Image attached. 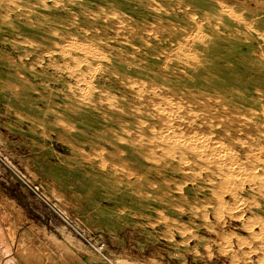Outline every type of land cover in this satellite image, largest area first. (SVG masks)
<instances>
[{
  "label": "rangeland",
  "instance_id": "obj_1",
  "mask_svg": "<svg viewBox=\"0 0 264 264\" xmlns=\"http://www.w3.org/2000/svg\"><path fill=\"white\" fill-rule=\"evenodd\" d=\"M263 6L264 0H0V264H18L13 233L33 239L54 232L46 247L58 257L72 254L57 227L67 240L70 233L92 245L97 253L90 258L100 255L99 264H264ZM164 23L184 30L171 34ZM240 61L253 63L245 70ZM134 66L143 73L134 77ZM150 85L168 98L161 106L170 112L169 130L232 158L237 176L222 180L186 151V162L169 159L175 169L151 168L128 151L111 155L124 144L107 141L106 124L121 126L103 120L108 105L145 112L147 100L158 99ZM210 86L247 103L184 102L192 93L217 98ZM212 113L217 117L209 119ZM145 120L166 127L154 116ZM213 191L224 201L222 212L214 209ZM38 251L21 254L40 260Z\"/></svg>",
  "mask_w": 264,
  "mask_h": 264
},
{
  "label": "bare ground",
  "instance_id": "obj_2",
  "mask_svg": "<svg viewBox=\"0 0 264 264\" xmlns=\"http://www.w3.org/2000/svg\"><path fill=\"white\" fill-rule=\"evenodd\" d=\"M220 1V0H219ZM223 1V0H221ZM225 1V0H224ZM57 2V1H56ZM164 2V1H163ZM148 3V2H147ZM230 4V3H229ZM148 5V4H147ZM263 5V4H262ZM178 8L181 7V4L179 3L178 5H176ZM259 7V6H258ZM264 7V6H263ZM160 8V7H159ZM154 9V8H153ZM177 9V8H176ZM181 9V8H180ZM183 9V8H182ZM165 10V9H163ZM215 11H217V9H213ZM219 10V9H218ZM46 11V10H45ZM168 12V11H167ZM184 13V12H183ZM195 13V12H194ZM203 13V12H202ZM112 15V14H111ZM193 15V14H192ZM232 14H229V16H231ZM187 17V16H186ZM117 18V17H116ZM205 19V17H204ZM218 19V18H217ZM194 21V20H193ZM177 23H179L178 21H176ZM202 22V21H201ZM165 24V23H164ZM166 25V24H165ZM217 25V24H216ZM178 27V28H176ZM179 25H177L176 23H169L168 25H166V29L169 31V33L171 34H175L176 32H178L179 30ZM184 27V26H183ZM162 29V27H161ZM184 30V29H183ZM217 30V29H216ZM228 30V29H227ZM198 29L196 31V35H200L202 34V32ZM121 33V32H120ZM242 36H244L243 32H241ZM232 36V35H231ZM216 39L218 40H225L226 36L219 34V36H216ZM208 45V44H207ZM32 46V45H31ZM210 46V45H209ZM68 50V49H67ZM249 52H252L253 49H248ZM262 52V51H261ZM25 58V57H24ZM40 59V58H39ZM77 60V59H76ZM75 60V61H76ZM187 60H189V62L195 63L197 62L199 66L204 65L203 61L197 57V58H191L189 57ZM127 62V61H126ZM240 66L243 67L245 70L252 65L253 62L251 61H247V62H241L240 61ZM55 64V63H54ZM41 65V64H40ZM157 68L159 69L161 68V65L156 64ZM255 64H253V66H255ZM225 68H229V69H233L231 67V65L229 63H226ZM211 68L215 71L219 70L218 68H216V66H214V64L211 65ZM216 68V69H214ZM133 70V75L134 77L137 74L143 73L140 72V70H138L137 66H134L132 68ZM149 73L150 72H154V70H150V68L146 69ZM232 77H230L232 80H236L238 79L240 72L238 71H232ZM82 74V73H80ZM94 74V73H93ZM167 74V73H166ZM132 75V76H133ZM159 75V74H158ZM162 75V74H161ZM151 77V76H150ZM128 79V78H127ZM252 79V78H251ZM147 80V79H146ZM253 80V79H252ZM151 81V80H150ZM153 81V80H152ZM151 81V82H152ZM76 82L77 78H76ZM178 82V81H177ZM179 83V82H178ZM133 84V83H132ZM144 84V83H143ZM152 84V83H151ZM158 84V83H156ZM160 84V83H159ZM165 84V83H163ZM74 85V84H73ZM131 85V84H130ZM149 85V84H148ZM154 85V82H153ZM86 86V85H85ZM115 86V85H114ZM140 86V85H139ZM152 85H150L151 87ZM155 86V85H154ZM118 87V86H117ZM150 87H146L147 91H150L152 93H155L152 89H154V87L150 88ZM168 87V86H167ZM211 87V86H210ZM149 88V89H148ZM157 88V87H156ZM172 92L177 93L178 91H180L178 86H171L168 87ZM198 88V87H197ZM95 89V88H94ZM118 89V88H117ZM210 89L217 91L218 93V97L217 98H209L208 96L206 97L205 94V98L203 97L202 100L201 99H197L196 94L192 93L190 94V96L188 98H185L184 102H188V103H194L196 106L201 107L202 104H209V103H218V104H222V105H227V104H232V103H236L238 104V101H241V98L239 96H237L235 93L228 91V89H226L225 87H218V86H213ZM123 90V89H122ZM143 90V88H142ZM108 91V90H107ZM138 91V90H136ZM135 91V92H136ZM145 91V90H144ZM122 92V91H121ZM139 92H143L141 90H139ZM163 92V91H162ZM183 92V91H182ZM101 93V92H100ZM114 93V92H112ZM111 93V94H112ZM138 94V93H137ZM158 99L156 100H152V99H148L147 103L145 101V106H147V110H145V112H139L136 108V106H131L130 108H116L114 106H112L110 103L108 105V111L107 113H105L103 115L104 119H106V121L108 122H112V121H117L121 126L120 127H114L111 126L109 124H106V128L105 131L108 133V139L107 141L109 143H113L114 141H120L123 142L124 147H120L117 144H115V147L113 148L112 151V156L116 155V153H121L122 151H128L130 154H132L134 157H141V159L143 160H147L150 161L151 168H155V166L157 165H163V167H169L170 169H175L178 166L174 165L170 162V158H175L178 160V162L182 160V158L184 159L185 157H183L185 151L192 153L194 156H197L199 159H201V162L203 164H205L207 170H209V172H211L212 174H215L217 176L220 177V179L222 180H227L231 177H235L237 176L236 173H234L235 171V166L234 167V171L232 169V158L230 159H225L222 158L221 156H219L217 153L218 152H213L210 153L211 150L209 152L206 151L205 147H203L202 145H200L199 142L201 141H195L193 142L192 140H189V137H185L184 138H180V135H178L177 132H175V130H169L171 129V123L169 122L170 119V112H164L165 110L163 109L164 107H162L161 105L163 104H169L168 102V98H165L164 96H162L161 93L157 94ZM154 94V95H155ZM75 95V94H74ZM106 95V93H105ZM118 97V96H117ZM126 97V96H124ZM167 97V96H166ZM120 98V97H119ZM84 99V97H83ZM125 99V98H124ZM141 99V98H140ZM123 100V99H122ZM131 100V99H130ZM145 100V99H144ZM102 101V100H101ZM171 101V100H170ZM105 103V102H104ZM171 103V102H170ZM179 103V102H178ZM243 103H247V101L245 100V102ZM174 104V103H173ZM187 104V103H186ZM185 104V105H186ZM131 105V104H130ZM166 105V107H168ZM175 105V104H174ZM177 105V104H176ZM182 106V104L180 105ZM216 106V105H215ZM178 107V106H177ZM209 107V106H207ZM234 107V106H233ZM105 108V107H104ZM174 108V107H172ZM166 109V108H165ZM181 109V108H179ZM252 108H249V113H251L252 115H254V113H252L251 111ZM178 110V108H177ZM186 110V109H185ZM187 111V110H186ZM189 111V110H188ZM187 111V112H188ZM216 111V110H215ZM255 111V110H254ZM234 112V111H233ZM184 113V112H183ZM186 113V112H185ZM194 113V111H193ZM196 113V112H195ZM240 113V112H239ZM238 113V114H239ZM204 114V113H203ZM235 116H239L237 115V113H234ZM250 114V115H251ZM132 115L133 119L128 122L126 120H124V118L128 117ZM173 115V113H172ZM197 115V114H196ZM241 115V114H240ZM264 115V113H263ZM148 116H154L156 118V123L160 124L161 126H166L164 130L162 129H155V127L146 124V120L145 118H148ZM248 116V115H247ZM102 117V116H100ZM174 117V116H173ZM179 117V116H178ZM206 117V116H205ZM207 117H209V119L211 118H215L217 117V115L215 113L212 114H207ZM191 118V117H190ZM202 118L203 115H202ZM220 118V116L218 117ZM231 118V115H230ZM250 119V117H249ZM248 119V120H249ZM174 120V119H173ZM181 120V119H180ZM192 120V119H191ZM202 120V119H201ZM261 120L264 121V117L261 116ZM187 121V120H186ZM203 121V120H202ZM226 121V120H225ZM224 121V122H225ZM169 122V123H168ZM212 123V122H211ZM113 124V123H112ZM209 124V123H208ZM226 124V122H225ZM62 125V124H60ZM114 125V124H113ZM176 125V124H175ZM173 126V125H172ZM66 127V126H65ZM179 127V126H177ZM237 127V126H236ZM240 128V127H239ZM180 130V128H179ZM182 132V131H181ZM182 134V133H180ZM97 135H99V133H97ZM96 135V136H97ZM191 135V134H190ZM195 135V134H194ZM192 136V135H191ZM209 136V135H208ZM211 137V136H210ZM197 138V137H196ZM191 139V138H190ZM201 139V138H200ZM235 140V139H234ZM238 140V139H237ZM208 141V140H207ZM220 141V140H219ZM198 142V143H196ZM244 142V141H243ZM242 142V144H244ZM221 143V142H220ZM219 143V144H220ZM203 144V143H202ZM222 144V143H221ZM218 145V144H217ZM216 146V145H214ZM221 149V148H220ZM228 149V147H227ZM74 152L76 151V148L73 149ZM72 150V152H73ZM223 150V149H222ZM102 151V150H101ZM214 151V150H213ZM246 151V150H245ZM255 151V150H254ZM225 152V151H224ZM227 152V151H226ZM223 153V152H222ZM232 153V152H231ZM228 154V153H227ZM225 155V154H224ZM230 155V154H229ZM186 159V158H185ZM184 159V161L186 162V160ZM231 160V161H230ZM234 160V159H233ZM104 161V160H103ZM173 161V160H172ZM188 161V160H187ZM249 162V161H248ZM102 163V162H101ZM183 163V162H182ZM234 163V162H233ZM104 165V162L103 164ZM180 165V164H179ZM198 165V164H197ZM234 165V164H233ZM242 165V164H241ZM101 166V164H100ZM110 166V165H109ZM153 166V167H152ZM201 166V165H200ZM243 166V165H242ZM107 167V166H106ZM199 167V166H198ZM241 167V166H240ZM102 168V167H101ZM109 168H112V166H110ZM195 168V167H194ZM244 170V167H241ZM116 169V168H115ZM121 169V168H120ZM240 169L239 165L237 170ZM256 169V168H255ZM110 170V169H109ZM203 170V169H202ZM206 170V169H205ZM236 170V172H237ZM241 170V169H240ZM127 171V170H126ZM242 171V170H241ZM242 171V172H243ZM256 171V170H255ZM240 172V171H239ZM246 172V171H245ZM128 173V172H126ZM247 173V172H246ZM250 174V172H248ZM254 173V172H253ZM249 174H247V176L249 178L254 179V177L250 176ZM257 174V172H256ZM261 174V173H260ZM259 174V176H260ZM242 177V176H241ZM246 177V176H245ZM237 178V177H236ZM239 178V177H238ZM244 178V177H243ZM219 179V181H220ZM232 179V178H231ZM248 179V178H247ZM251 179V180H252ZM240 180V179H239ZM242 180V179H241ZM240 180V181H241ZM184 181V180H183ZM193 181V180H192ZM232 181V180H231ZM230 181V182H231ZM249 181V180H248ZM209 182V181H208ZM223 182V183H222ZM228 182V181H227ZM222 185H227V183L225 181H221ZM226 183V184H224ZM232 183V182H231ZM233 184V183H232ZM231 184V185H232ZM242 184V183H241ZM133 185V189H135L136 187H138L136 185L135 182H132ZM221 185V186H222ZM229 185V184H228ZM244 185V184H243ZM260 185V184H259ZM219 186V187H221ZM254 186V185H253ZM262 186V185H261ZM178 187V186H177ZM181 187V186H180ZM216 187V186H215ZM218 187V186H217ZM223 187V186H222ZM230 187V186H229ZM236 187V186H235ZM250 187V186H249ZM249 189V188H248ZM217 191V189H215ZM220 190V189H219ZM218 190V191H219ZM225 190V187L223 189V191ZM229 190V189H228ZM250 190V189H249ZM138 191V190H137ZM216 191H213V199H215L217 201V203L214 205V209H216L217 211H221V209H223V202L222 199L220 198V194L218 195V193ZM230 191V190H229ZM212 192V191H211ZM227 192V191H226ZM232 192V191H231ZM221 193V192H220ZM258 193V192H257ZM260 193V192H259ZM258 193V194H259ZM223 194V192H222ZM261 194V193H260ZM222 196V195H221ZM241 196V195H240ZM235 197V196H234ZM233 197V198H234ZM219 198V199H218ZM241 199V198H240ZM236 201V200H235ZM227 202V201H226ZM241 203V202H240ZM225 204V203H224ZM234 204V203H233ZM242 204V203H241ZM244 204V203H243ZM240 205V204H239ZM230 206V205H229ZM237 206V205H235ZM181 207V206H180ZM206 209V207H204ZM225 208V207H224ZM237 209V208H235ZM247 209V208H245ZM243 209V210H245ZM228 210V209H227ZM230 210V209H229ZM217 213V212H216ZM239 213V212H238ZM153 215V214H152ZM219 215V213H218ZM241 215V213H240ZM220 216V215H219ZM218 216V217H219ZM167 217V216H166ZM208 217V216H207ZM231 217V216H230ZM236 217V216H235ZM259 217V216H258ZM233 218V217H232ZM260 218V217H259ZM256 219V218H255ZM250 220V221H249ZM251 218H249L247 221L251 222ZM257 222V221H256ZM246 223V222H245ZM253 223H255V220H253ZM252 223V224H253ZM263 223V222H262ZM197 224V223H196ZM244 225V224H243ZM261 225V224H260ZM259 225V226H260ZM188 227V226H187ZM246 227V226H244ZM248 227V226H247ZM60 227H57V231L60 233L61 237L64 242L66 243V245L70 248L71 253L72 254H68V253H63L60 257H58L57 254L52 253L45 244L49 243L50 240V235H55L54 232H50L48 233L46 230H43L41 234H39V236L32 238H17L14 236L13 233V239L11 240L12 246H13V253L15 258L17 259V263L18 264H73V262H78V260H76L78 257L80 259V262L84 263V264H99L101 260H103L100 255L98 256L99 258H97L96 261H94L93 259L90 258V252H94L97 253L95 251V249L92 247V245H88V244H84L82 243L80 240H77L75 237H73L70 233L68 234L71 238L69 240H67L66 237H64V235L62 234L65 233L64 231L59 230ZM65 228V227H64ZM241 228V227H240ZM262 232V229H261ZM260 232V233H261ZM196 234V233H195ZM58 236V235H57ZM252 236V234H251ZM219 237V236H218ZM225 237V235H224ZM227 237V236H226ZM225 239V238H224ZM226 240V239H225ZM255 240V239H254ZM247 241V240H246ZM77 242H81L77 243ZM238 243V242H237ZM225 244V243H224ZM258 244V243H257ZM250 245V242L249 244ZM263 245V244H262ZM39 248V251L37 252L40 255V260H36L34 258H28L25 257L21 254V250L22 249H35V248ZM250 248V246H249ZM222 250V249H221ZM249 251L251 252V250L249 249ZM108 252H111L108 250ZM244 252V251H243ZM242 252V253H243ZM113 253V252H111ZM241 256V255H240ZM262 258V257H261ZM102 262V261H101ZM245 262V261H244ZM259 262V261H258ZM247 264V263H246Z\"/></svg>",
  "mask_w": 264,
  "mask_h": 264
},
{
  "label": "built area",
  "instance_id": "obj_3",
  "mask_svg": "<svg viewBox=\"0 0 264 264\" xmlns=\"http://www.w3.org/2000/svg\"><path fill=\"white\" fill-rule=\"evenodd\" d=\"M99 249L101 250L103 248V244L98 245Z\"/></svg>",
  "mask_w": 264,
  "mask_h": 264
}]
</instances>
